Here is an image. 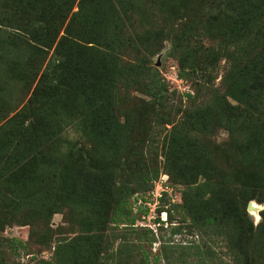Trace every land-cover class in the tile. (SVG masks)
<instances>
[{"label": "trees", "instance_id": "obj_1", "mask_svg": "<svg viewBox=\"0 0 264 264\" xmlns=\"http://www.w3.org/2000/svg\"><path fill=\"white\" fill-rule=\"evenodd\" d=\"M144 2L160 27L128 36ZM166 40L183 74L229 62L223 93L167 130L168 174L186 187L194 222L228 220L234 264H264V210L257 225L248 212L250 201L264 203V0H0V229L30 225L33 240L50 247L53 216L69 208L79 217L80 232L32 264H106L110 225L130 219L126 200L136 189L125 181L135 152L118 87L147 74L146 53ZM129 49L139 64L126 62ZM149 72L141 92L164 106L159 71ZM10 83L21 100L32 95L8 118L19 105L8 99ZM71 125L82 136L64 153ZM218 128L229 132L228 168L205 142ZM3 242L0 264H11L7 250L29 254L28 242Z\"/></svg>", "mask_w": 264, "mask_h": 264}, {"label": "rangeland", "instance_id": "obj_2", "mask_svg": "<svg viewBox=\"0 0 264 264\" xmlns=\"http://www.w3.org/2000/svg\"><path fill=\"white\" fill-rule=\"evenodd\" d=\"M148 6L144 2L136 8L132 14V31L128 32V36H145L160 27L156 13L149 10ZM201 42H207L206 36L201 38ZM157 47L159 53L154 56L146 53L144 63L149 71L152 68L159 71L166 97L164 106L158 107L141 92L140 83L148 81L151 76L149 71L139 77L137 83L120 84L117 91L121 112H129L132 118L133 131L129 143L135 152L132 159L134 167L125 181L136 189L126 200L125 212L130 219L125 223L110 225L111 246L106 264H234L228 220L218 219L211 224L194 222L184 205L186 187L171 179L162 154L167 130L179 124L186 111L203 107L211 103L218 93H223L229 62L223 58L215 70L208 71L200 67L197 71L183 74L179 55L172 51L171 42L166 40L163 46ZM130 50L126 52V62L139 64V55H134ZM11 86V83L7 86V92ZM14 92L7 93L8 99L12 98L19 105L8 118L23 110L32 95L31 91L21 100L17 95L18 88ZM81 136L76 125L69 126L61 140L63 152H68L67 148ZM205 142L215 151L217 161L228 168L229 147L232 149L228 130L218 128L206 135ZM202 181L201 178L199 182ZM252 201L258 205V212H248L257 225L263 220L264 203ZM78 222V215L69 208L56 213L50 224L55 230L50 247L38 245L33 240L30 225L8 224L0 229V245L4 243V238L28 242L29 254L21 251V256L15 257L7 250L11 264H32L35 258L51 260L56 240L76 236L80 232ZM40 229L44 231L46 228Z\"/></svg>", "mask_w": 264, "mask_h": 264}, {"label": "bare ground", "instance_id": "obj_3", "mask_svg": "<svg viewBox=\"0 0 264 264\" xmlns=\"http://www.w3.org/2000/svg\"><path fill=\"white\" fill-rule=\"evenodd\" d=\"M258 212V205L253 202V210L252 213H257Z\"/></svg>", "mask_w": 264, "mask_h": 264}, {"label": "water", "instance_id": "obj_4", "mask_svg": "<svg viewBox=\"0 0 264 264\" xmlns=\"http://www.w3.org/2000/svg\"><path fill=\"white\" fill-rule=\"evenodd\" d=\"M252 210H253V201H250L248 204V211L252 213Z\"/></svg>", "mask_w": 264, "mask_h": 264}]
</instances>
